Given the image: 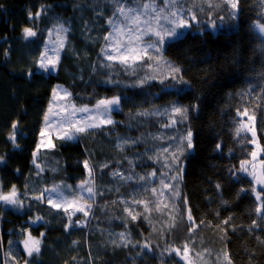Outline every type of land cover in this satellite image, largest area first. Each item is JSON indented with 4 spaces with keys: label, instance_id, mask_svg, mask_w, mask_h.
<instances>
[{
    "label": "trees",
    "instance_id": "trees-1",
    "mask_svg": "<svg viewBox=\"0 0 264 264\" xmlns=\"http://www.w3.org/2000/svg\"><path fill=\"white\" fill-rule=\"evenodd\" d=\"M141 2L152 0H135ZM213 3L216 9L208 12ZM193 4L203 8L198 26L184 29V36L166 42L162 49L163 59L179 66L188 84L165 89L158 80L152 86L131 87L137 77L119 62L111 69L101 67L102 62L108 63L101 52L106 46L103 37L111 31L107 21L117 18L114 0H0V157L4 158L0 192L15 186L26 194L22 210L0 209V264H6L2 255L8 257L10 248L17 247L19 260L25 258L17 239L25 231L41 237L39 255L27 259V264H183L175 253H161L185 244L197 264H264V209L257 210L264 203V196L258 195L264 187L254 186L238 171L251 156L253 141L260 146L264 162V93L260 91L264 32L257 27L264 24V0H240L237 16L231 20L223 10L230 6L220 0H193L186 7L196 11ZM216 13L225 19H217ZM213 20L218 28L212 27ZM62 22L69 29L67 44L56 70H44L38 65L42 45L48 31ZM25 27L37 35L26 39ZM155 65L151 62L149 68L146 63L136 71L162 79L168 69L163 60ZM110 77L121 83H105ZM57 84L68 88L78 103L87 104L94 94L99 99L122 96L123 110L113 112V120L121 123L86 131L74 141L54 138L55 147H41L34 155ZM171 104L196 108L189 109L183 124L168 128H163L171 123L167 116H134L137 111ZM245 109L247 117H255V134L242 130L237 135ZM16 121L19 131L14 133ZM188 128L195 147L184 159L178 185L181 195L173 198L164 190L157 211L161 185L155 179L145 185L138 176L167 169L144 157L154 156L153 143L167 146L169 137L184 135ZM13 134L15 141L9 139ZM129 137L140 142L134 148L121 147L119 138ZM165 155L160 153L161 161ZM35 160L45 168L39 170ZM89 170L95 206L87 217L77 214L83 225L66 227L63 212L35 200L27 186L32 178H39L44 187L76 184L88 179ZM114 172L124 177L131 173L133 179L122 180ZM189 208L192 221L187 219ZM132 215L138 218L132 220ZM119 233L130 234L126 247L120 245ZM145 241L154 250L141 251Z\"/></svg>",
    "mask_w": 264,
    "mask_h": 264
},
{
    "label": "snow or ice",
    "instance_id": "snow-or-ice-1",
    "mask_svg": "<svg viewBox=\"0 0 264 264\" xmlns=\"http://www.w3.org/2000/svg\"><path fill=\"white\" fill-rule=\"evenodd\" d=\"M114 3L117 6L113 12V16L117 17V19H109L107 21L108 24L112 25L113 32H109L105 37H103V39L108 43L105 47L101 48V52L106 57L108 63L102 62L101 67L111 69L115 66V62H119L126 72L137 77V79L131 84V87L144 88L152 86V82L157 80L159 84H161L165 89L176 88L177 85L188 84V81H186L182 76L181 68L177 65H174L172 61L163 59L162 49L164 48L166 42H175L184 36L185 33L183 30L192 27L191 21L198 19L199 11L203 10L202 6L193 4V7L196 8V11L187 8L186 5L193 3V0H161V3H157L156 0H152V3L141 2L139 4H135V0H114ZM203 3H208V0H203ZM220 3L230 6L223 9L228 19L231 20L237 16V10L240 7V0H220ZM133 4H135V6H131ZM215 9L216 4L213 3L208 12H213ZM207 14L208 13H206V15ZM35 15L38 16L40 13L38 12ZM29 17L30 19L33 18V14L29 13ZM216 18L221 21L225 19V17L219 16L218 13H216ZM85 27H87V25H85ZM212 27L214 29L219 27L215 20L212 22ZM257 27L261 32H264V24L258 23ZM54 30L56 31L58 37L61 32L67 33L68 31V29H66L62 24L58 27L54 26ZM23 32L26 39L35 37L37 35V32L33 31L31 27H25ZM114 36L116 37L115 39H113ZM125 36L127 37L126 40L121 39V37ZM52 44L53 46L50 50L54 53V56L50 57L47 51L42 53L40 60L41 68L47 69L50 65L55 67L59 64L60 57L56 53L59 51V48H63L64 41L58 39L57 41H53ZM109 48L113 49L115 54H109ZM149 50H151L154 55H150ZM162 60L168 69L166 73H162V79L159 78L158 75H154L151 72H146L141 75L136 71L137 68H143L146 63L149 68L151 67V62H155L157 66H159ZM261 75L264 76V73ZM105 83L120 84L121 81L114 80L110 77L109 80L105 81ZM260 91L264 93V86L261 87ZM53 94L55 95V89L53 90ZM67 95L69 94L65 93V96ZM241 95H243V93H241ZM190 108L195 110L196 106H180L178 104H171L164 109L155 108L151 110L144 109L142 111H137L134 113V116L137 118L167 116L171 119V123L164 124L163 128H168L173 127L178 123L183 124L185 121H187ZM118 109L121 111L123 110L122 96L120 95L97 100L94 109H89L88 107L79 109V111L83 113H88L87 116L80 120L75 119L76 109L73 107V111L71 113L56 122L58 127L66 125L63 135L59 138L61 140L74 141L80 134L85 133L86 131L101 128L105 125L115 126L121 123L120 121H115L112 119V113ZM49 111H51V108ZM62 111L67 112V109H63ZM240 114L247 116V109H245ZM57 115H59V113H57ZM174 117H178V119ZM251 119H255V117L253 116ZM44 120L46 123L49 122V116L47 113L44 116ZM88 121H92V123H88ZM95 121H99V123H95ZM18 126L19 121H16L12 124L14 133L19 131ZM242 130L252 131L253 134H255L254 129L248 128L244 123L238 122L236 134L239 135ZM40 136L50 137V133L41 130ZM9 139L15 141V134L10 136ZM119 139L121 140V147L128 145L129 148H134L140 142V138L129 137ZM152 139L155 141L158 138L153 137ZM168 141L169 142L167 146L164 147H157L156 144L153 143L150 150L154 153V156L145 155L144 157V159H156L158 163H162V166L166 168L167 171L158 173L157 170L153 169L151 172H148L145 175L138 176V180L143 182L145 185L153 179L157 180L161 185L159 196L155 203V208L157 211L161 210L160 197L164 196V190H167L168 195L173 198L180 197L181 194L178 185L182 179L184 159H186L187 154L195 147L193 142V132L190 128L186 129V134L178 137H169ZM253 143H255V141H253ZM14 146L18 147V145ZM41 147L51 149L55 147V145L53 144L51 138H49L46 144L42 143L41 145L37 146L36 153L40 151ZM219 147L220 146L217 145V148ZM161 152L166 154L163 161L160 160ZM251 155L255 157L257 154L256 152H253ZM3 159V157H0V161H3ZM137 159H140L138 153ZM129 163L133 167L136 166V164L132 161H129ZM247 163L248 161H242L238 171L247 172L248 168L245 167ZM83 164L86 169L89 168L87 160H85ZM104 167H108V165L105 164ZM112 174L114 176H119L122 180L133 179L131 173L127 177H124L123 174L117 172ZM251 174L254 178H256L254 172ZM257 182L264 184V181L259 179H257ZM90 183V180L81 181L79 190L81 192H87L90 197H94L95 192L93 187L89 186ZM70 188L71 186L69 185H54L51 188L44 189L40 193V196L34 197V199L40 201L45 196V193H47V203L52 205L53 208L59 209L62 207V205L56 202L57 198L60 200H66L65 190ZM151 192L153 194H157V189L152 187ZM19 195H24V193H20ZM258 195L264 196V191ZM0 202L5 205L24 207V202L18 199V193L15 186L12 187L9 194H0ZM133 203L143 202L134 200ZM72 206V202H69L68 207ZM165 207H167V205H165ZM261 209H264V203H261L257 210L260 211ZM64 211L67 212L68 208H64ZM75 211H80L85 217H87L91 211V205H86L84 208H77ZM187 212V219L192 221L193 217L191 216V209H187ZM71 215L72 214H69L68 216L69 225H66V227L71 225ZM137 218L138 217L135 215L131 216L132 220H136ZM36 219L42 220L43 217H36ZM144 219H147L146 215L144 216ZM76 223L79 224L80 221H77ZM224 223H228V221H224ZM253 223L255 224V221ZM129 236L130 234L126 233L117 234V239L119 240L121 246L126 247L130 243ZM38 243L39 242L37 241L36 244L38 245ZM113 243L115 244L116 241H113ZM25 247L28 249L29 256H33L34 253L39 255L40 249L38 246L28 248L27 241H25ZM144 249H148L150 251L154 250L153 246L147 241H145L143 244L141 251ZM188 252L189 249L186 244L183 246V252L179 247L172 248L169 246L168 248L164 249V251L161 253V256L175 253L177 256H180L182 260L187 261V264H192V262L188 260Z\"/></svg>",
    "mask_w": 264,
    "mask_h": 264
},
{
    "label": "rangeland",
    "instance_id": "rangeland-1",
    "mask_svg": "<svg viewBox=\"0 0 264 264\" xmlns=\"http://www.w3.org/2000/svg\"><path fill=\"white\" fill-rule=\"evenodd\" d=\"M61 24L64 25V27L66 29H68L67 26L63 22L60 23L59 25H61ZM191 24H192V26H195V27H196V25L198 26L197 20H192ZM59 25H57L55 27H58ZM110 32H113L112 25H111V31ZM67 35H68V31H67V33L61 32L59 34V37H58L56 31L54 30V27H52L48 31V36H47V38L45 40L44 45H42V53L47 51L48 55L50 57L54 56V53L50 50L52 48V46H53L52 42L53 41H57L58 39H60V40L64 41V46H63V48H59V51L56 54H58L60 59H61L62 52H63V50H64V48H65V46L67 44V41H68ZM32 38H34V37H32ZM115 38L116 37L114 36L113 39H115ZM121 39H125L126 40L127 37L126 36L125 37H121ZM107 43L108 42H106V44ZM108 52H109V54H115V52L111 48L108 49ZM151 53H152V51L149 50V54L150 55H151ZM41 54L39 56L38 65H40ZM137 63H140V62H137ZM56 67H57V65L55 67L50 65L46 70L47 71L48 70L49 71H54V70H56ZM156 67L157 66L155 65V68ZM57 85H59V84H57ZM65 93H68L69 95L65 96ZM88 98L89 99H88V103L87 104L78 103L79 101H77L75 97L74 98L72 97V94L68 91V88L66 89L64 86H61V85L57 86V88L55 89V95L53 94L52 101L50 102V105H49V108H48V111H47V114L49 116V122L48 123L45 122L44 125H43V128H42V130L50 133V137L49 136L41 137V139H39V143L38 144L39 145H41L42 143L46 144L49 138H51V140L53 142L54 138H59L60 136L63 135L64 130L66 128V125L58 127L56 122L58 120L62 119L63 117H66L69 113H71L73 111V107H75V109H76V111H75V119L80 120L83 117L87 116L88 113H83V112L79 111V109H81L83 107H88L89 109H94L97 100H99L97 94H94V96H92V98L91 97H88ZM103 98H107V97L104 96ZM109 98H111V97H109ZM50 108H51V111H49ZM63 109H67V112L62 111ZM57 113H59V115H57ZM247 116H243V119H242L241 123H244L248 128H251V129L255 130V122H254V120L249 118V117H247ZM112 119H114L113 118V113H112ZM88 123H92V121H88ZM95 123H99V121H95ZM53 144H54V142H53ZM253 148L254 149H253L252 153L256 152L257 155L255 157H253L251 155L248 159L244 160V161H248V163L245 165V167L248 168V171L247 172H243L242 171V174L247 176L249 180L251 179V181L254 182V186L258 187L259 185L257 183V180H256V178H254L252 176L251 173L254 172L255 176H256L257 167L260 165L264 169V162L262 160V151H261V148L258 145V143H254ZM37 154L38 153H36L35 155H37ZM36 158H38V156H36ZM35 166L39 170H43L45 168V164L38 163L37 160H35ZM87 180H90V170H89V177H88ZM80 183L81 182L76 183V184H73V183H59V185H57V186H63V185L71 186L70 189H66L65 190L66 200H60L59 198H57V201H56V202H58V203H60L62 205V207L57 209V210H60V211L63 212V215L65 216V218L67 220V225H69L68 216H69V214H72L71 215V225L70 226H72V225H74V226L83 225L82 220H80V219H78L76 217L77 214L80 211H75V209L84 208L86 205H91V207L95 206V203L92 204L93 203L92 201H93L94 197H90V195L87 192H81L79 190ZM27 186L30 188V192H33V194H32L33 198L37 197V196H40V193L44 189L51 188V187L41 186L39 178H32L28 182ZM89 186L93 187V184L90 183ZM10 192L11 191H9V192H0V194L7 195ZM17 193H18V199H20V200H22L24 202V207H25L26 203L24 201V196L26 194L19 195L20 193L19 192H17ZM40 201H43L47 205H49L47 203V193H45V196ZM69 202H72V204H73L72 207H68V203ZM49 206L52 207V205H49ZM24 207H15V206H12V205H5L2 202H0V209H8V208H14L15 209V208H17V209H21L22 210ZM66 207L68 208L67 212L64 211V208H66ZM77 221H80V223L77 224L76 223ZM17 239H18V242H19V244H20V246H21V248H22V250L24 252L25 258L22 261L19 260L17 251L15 250V248H17V247L10 248V249H8V257L6 255L4 256V254L2 255V257H6V264H20V262H21V264H27V259L31 258L32 256L28 255V249L25 247V241H27L28 248H31V247H34V246L40 247L41 237L37 236V235H30L26 231H25V233L21 234V236L19 238H17ZM37 241L39 242L38 245L36 244ZM179 248H181V247H179ZM181 251L183 252V248H181ZM177 257L182 261L183 264H187V261L182 260L180 256H177ZM188 260H190L192 262V264H197L194 261V257L192 255V252L190 251V249H189V252H188Z\"/></svg>",
    "mask_w": 264,
    "mask_h": 264
},
{
    "label": "water",
    "instance_id": "water-1",
    "mask_svg": "<svg viewBox=\"0 0 264 264\" xmlns=\"http://www.w3.org/2000/svg\"><path fill=\"white\" fill-rule=\"evenodd\" d=\"M259 179L261 181H264V169L262 166H258L256 170V180ZM258 183V182H257ZM260 187H264V184L258 183Z\"/></svg>",
    "mask_w": 264,
    "mask_h": 264
}]
</instances>
